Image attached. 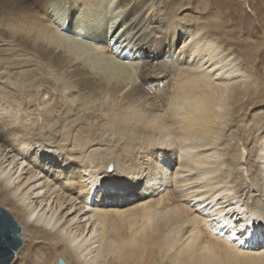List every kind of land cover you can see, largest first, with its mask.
Here are the masks:
<instances>
[{"label":"bare ground","instance_id":"1","mask_svg":"<svg viewBox=\"0 0 264 264\" xmlns=\"http://www.w3.org/2000/svg\"><path fill=\"white\" fill-rule=\"evenodd\" d=\"M171 8L0 0V32L29 56L7 66H35L0 87V204L40 264H264V181L233 175L264 177V40L238 61ZM32 90L37 111L19 101Z\"/></svg>","mask_w":264,"mask_h":264},{"label":"rangeland","instance_id":"2","mask_svg":"<svg viewBox=\"0 0 264 264\" xmlns=\"http://www.w3.org/2000/svg\"><path fill=\"white\" fill-rule=\"evenodd\" d=\"M168 1L172 3L173 8L171 9H173L172 12H173V15L176 16V19L180 20V22L186 21L189 24L190 29L193 26L202 27L204 22H207L208 24L210 23L212 24V26H215V27L218 26L219 30H214L215 27H212L211 29L209 28V30L207 31L211 34V36L217 37L221 45L225 49H228L229 53H231L233 57L238 59V61H239V58L242 57V54L245 52V50L249 48L248 47L249 41H263L264 40V26H261V25H264V0H247L246 3H243L242 0H168ZM250 7L252 10H250ZM240 11H243L246 13L241 14ZM184 16H186L187 18L183 19ZM256 17L258 19H256ZM249 36L251 38H249ZM15 50L16 49L14 48V45L9 35L7 34V32L4 30H1L0 32V87L6 88L7 90H10V91L14 90L13 83L15 81L16 73H18V71H21L20 70L21 68L22 70H26V69L35 70V66L34 67L31 66L27 68L26 64H25L26 67L21 66V68L14 67V66L8 67L7 65H8V62L10 61H15V60L26 61V59L29 58L26 52L23 55V53L21 54L20 52L15 53ZM256 55L259 57V60L257 61L258 65H257L256 72H257V75L260 76L262 82H264V42H263V46L259 50H257ZM122 56L126 57V54ZM17 68H20V69H17ZM40 89H41L40 91L45 90L44 87H40ZM34 92L35 91L32 90L30 91V94H27V95L25 94L24 96L19 97L20 99L19 101H21L22 103H27V102L32 103L31 109H35V111H37L36 102L34 101V96H33ZM260 92L262 95H264V85L263 87H261ZM49 96L50 95L46 94L44 97V100L48 101ZM260 107L262 110H264V101L262 102ZM260 107L258 108V110L260 109ZM258 110L255 108L251 109V106L248 107V111H245L248 117L247 116L244 117V121L247 120L244 128L248 129L250 127L249 115L257 113ZM42 112H44V110ZM42 112L38 111L40 115H42ZM241 133H242L241 136H243V139L242 141L239 142L238 145H239V148L241 149L240 153L246 157L247 150H245L243 147L241 148V146L244 142V138H247L246 136L247 133H243V132ZM226 136H230V131L226 133ZM232 143L235 144V142H232ZM96 148L97 147L94 146L90 150H94ZM12 154H9L7 158L10 157V155ZM19 159L21 158L17 157L15 159V162H14L15 165H18V163L22 161ZM23 167L25 168H24V171L22 170V173H25L26 171L29 170L28 169L29 167L26 166L25 163L23 164ZM108 168L110 169L111 167H107V170ZM57 169L59 170L58 166L55 167L56 171H58ZM253 172H254L253 169L252 171H250L249 169H247L246 165H243V166L239 165L237 168H235V173L233 175L235 178L239 180H243L245 182H250V180H252L253 178L256 179L257 181L260 180V182L264 181L263 180L264 177L256 176V174L254 175ZM169 192H170V189L169 191L167 190L166 197H168ZM253 194L254 196L255 195L257 196V199H260L262 202H264L263 201L264 197L259 196L258 193L256 194L253 193ZM48 215H50V212L48 213ZM76 223L77 225H82L80 223H83V222L80 220V221H77ZM19 236L22 239L23 243L10 264H23V263L24 264H40V258H41L40 255L41 253H43L45 247L38 241L30 242L29 240H26L25 237L23 239L22 234H20ZM30 245L32 246L34 245L35 247V249L31 251V253H30V248H29ZM28 251H29V256H30L29 260L25 262L23 259V263H22L21 259L19 258L17 259V256L19 254L23 253L20 255V257L22 258V256L23 255L25 256L28 253Z\"/></svg>","mask_w":264,"mask_h":264},{"label":"water","instance_id":"3","mask_svg":"<svg viewBox=\"0 0 264 264\" xmlns=\"http://www.w3.org/2000/svg\"><path fill=\"white\" fill-rule=\"evenodd\" d=\"M22 228L11 213L0 204V264H10L22 246ZM59 264H65L59 260Z\"/></svg>","mask_w":264,"mask_h":264},{"label":"snow or ice","instance_id":"4","mask_svg":"<svg viewBox=\"0 0 264 264\" xmlns=\"http://www.w3.org/2000/svg\"><path fill=\"white\" fill-rule=\"evenodd\" d=\"M243 234V233H242Z\"/></svg>","mask_w":264,"mask_h":264}]
</instances>
